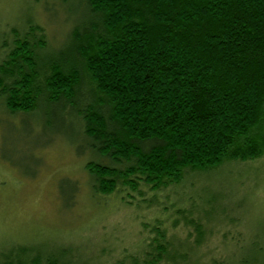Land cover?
<instances>
[{
    "label": "trees",
    "instance_id": "16d2710c",
    "mask_svg": "<svg viewBox=\"0 0 264 264\" xmlns=\"http://www.w3.org/2000/svg\"><path fill=\"white\" fill-rule=\"evenodd\" d=\"M62 1L76 20L60 49L32 23L3 42L0 107L88 157L93 197L264 159V0ZM67 183L58 184L61 200ZM197 227L187 249H175L174 230L163 227L138 251L100 247L91 264H192L205 240ZM81 248L14 244L0 264H87Z\"/></svg>",
    "mask_w": 264,
    "mask_h": 264
},
{
    "label": "rangeland",
    "instance_id": "374dc122",
    "mask_svg": "<svg viewBox=\"0 0 264 264\" xmlns=\"http://www.w3.org/2000/svg\"><path fill=\"white\" fill-rule=\"evenodd\" d=\"M69 7L62 0H0V56L3 42L10 44L12 33L21 36L30 23L44 29L49 49H60L75 26ZM31 119L11 118L0 107V251L63 242L83 247L77 260L91 264L100 247L138 251L163 227L174 230L175 249H187L188 231L198 225L205 240L192 264H264V159L230 163L180 184L142 186L141 193L93 197L88 157ZM67 131L80 144L70 121ZM63 179L70 183L61 200ZM104 235L112 240L104 242Z\"/></svg>",
    "mask_w": 264,
    "mask_h": 264
}]
</instances>
